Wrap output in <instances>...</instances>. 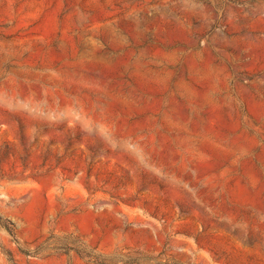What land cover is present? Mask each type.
<instances>
[{"label": "rangeland", "instance_id": "rangeland-1", "mask_svg": "<svg viewBox=\"0 0 264 264\" xmlns=\"http://www.w3.org/2000/svg\"><path fill=\"white\" fill-rule=\"evenodd\" d=\"M0 214V264H264V0H0Z\"/></svg>", "mask_w": 264, "mask_h": 264}, {"label": "trees", "instance_id": "trees-1", "mask_svg": "<svg viewBox=\"0 0 264 264\" xmlns=\"http://www.w3.org/2000/svg\"><path fill=\"white\" fill-rule=\"evenodd\" d=\"M0 227H3L4 229H6L11 235L12 240H14L15 242H18L17 227H16V224L11 219L4 217L0 214ZM72 236H73L72 234H69V235H66V238L68 237L70 238ZM55 247L58 249H63L65 252L74 250L81 257L87 258L88 260L93 261L98 264H118L116 262H109L108 260L101 258L100 256L96 254L87 252L75 240H67L61 246H55ZM22 251L29 255L34 253V252H30L29 250H22ZM8 253H9V257L11 258L12 257L11 252H8ZM121 261H123L122 264H144L143 262H141L138 256H135L132 254H128L127 259L121 258Z\"/></svg>", "mask_w": 264, "mask_h": 264}]
</instances>
